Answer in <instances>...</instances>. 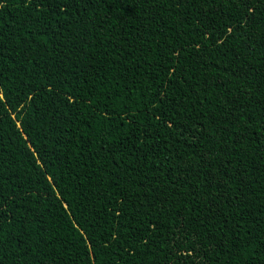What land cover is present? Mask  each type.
Listing matches in <instances>:
<instances>
[{
    "label": "trees",
    "instance_id": "1",
    "mask_svg": "<svg viewBox=\"0 0 264 264\" xmlns=\"http://www.w3.org/2000/svg\"><path fill=\"white\" fill-rule=\"evenodd\" d=\"M0 0V264H264V0Z\"/></svg>",
    "mask_w": 264,
    "mask_h": 264
},
{
    "label": "snow or ice",
    "instance_id": "2",
    "mask_svg": "<svg viewBox=\"0 0 264 264\" xmlns=\"http://www.w3.org/2000/svg\"><path fill=\"white\" fill-rule=\"evenodd\" d=\"M110 3L113 8H116L117 10L127 7V5L124 4V0H110Z\"/></svg>",
    "mask_w": 264,
    "mask_h": 264
}]
</instances>
